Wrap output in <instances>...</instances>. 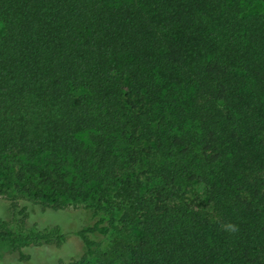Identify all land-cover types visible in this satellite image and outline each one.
I'll return each mask as SVG.
<instances>
[{"label":"trees","instance_id":"16d2710c","mask_svg":"<svg viewBox=\"0 0 264 264\" xmlns=\"http://www.w3.org/2000/svg\"><path fill=\"white\" fill-rule=\"evenodd\" d=\"M0 20L9 213L96 202L53 264H264V0H0ZM114 210L137 239L100 251ZM6 216L20 262L69 248Z\"/></svg>","mask_w":264,"mask_h":264},{"label":"rangeland","instance_id":"374dc122","mask_svg":"<svg viewBox=\"0 0 264 264\" xmlns=\"http://www.w3.org/2000/svg\"><path fill=\"white\" fill-rule=\"evenodd\" d=\"M2 26L3 22L0 20V29ZM11 171V167L0 169V209H2L4 215H8L5 219L8 221L9 226L16 229V231L26 233L34 231L37 234L43 235L53 230V226L56 225L55 223H58L64 228L66 233L68 232L67 238L70 241V245L67 249L61 247L56 248L51 245H45L43 248L33 247L26 252L28 258L20 262L19 254L13 251L12 244L9 241H2L0 242V262L5 264H19V262L23 264H53L55 262V256V259L62 257L65 260L79 257L83 253V247L82 243L73 235V230L77 225L89 221V215L87 213L89 209L87 208L94 207L96 202L91 200L89 194L85 195L87 196L86 198L83 196L72 198L64 194L60 197L63 207L56 212L51 209L45 210L39 204H29L33 216L29 219L28 224H24L19 218L17 219L9 213L10 204L16 198H20V192L15 186L16 180L14 173ZM194 189H199L198 185L194 186ZM188 195L192 197L193 193H188ZM50 197L53 198L52 195ZM18 201L22 202V200ZM114 211L111 217L110 232L102 238L100 251H106L116 239L120 240L128 237L132 240L137 239L139 232L135 229L126 233L122 232L120 228V212L117 210Z\"/></svg>","mask_w":264,"mask_h":264}]
</instances>
